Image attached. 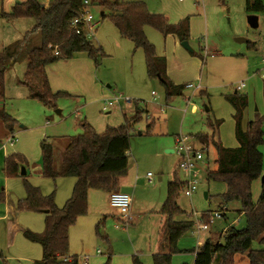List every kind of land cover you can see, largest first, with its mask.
<instances>
[{"label":"rangeland","instance_id":"rangeland-1","mask_svg":"<svg viewBox=\"0 0 264 264\" xmlns=\"http://www.w3.org/2000/svg\"><path fill=\"white\" fill-rule=\"evenodd\" d=\"M123 1L143 3L151 14L163 16L169 25L174 26L185 18H190L191 38L188 45L191 51L183 49L181 44H178V40L174 44L173 39L164 38L153 28L145 27V31L148 32L147 39L155 47L157 56L166 58L170 63L173 79L168 75L167 77L175 85L179 84L176 81L178 80L185 86L188 84L199 86V89L185 90L183 97L167 99L159 81L149 79L147 76L144 52L140 49L136 50L130 41L121 36L110 19L113 14L110 10L90 2L88 11L93 17L92 23L96 26L93 36L85 34V37L87 42L94 45L96 49L100 48L99 66L96 68L94 66L97 72L96 79L109 97H104L101 102L94 104L96 101L94 93L87 91V94L72 96L70 93L74 92L71 89H68V92L62 90L55 92L50 86L54 94L64 93L67 97L55 103L56 109L45 108L40 102L30 100L29 92L17 84L26 70V59L22 57L25 50L37 46L41 36L38 32H33L35 23L32 20H18L11 23L1 19L2 12L10 13L13 0H0V58L1 55L14 52L15 56L12 57L15 60L18 57L19 61L5 74V100L0 102V106L4 107L5 111L17 121L16 133L13 137L21 140L24 130L31 129L28 134H34V132L41 134L45 131L42 139L44 140L79 135L82 132L81 123L89 124L97 134H103L109 128L122 127L125 124V118L131 121L135 117L134 102H145L148 114L143 115L139 123H132L127 174L120 177L121 181L130 183L129 175L131 174L132 179L136 176V183L139 185L137 190L144 189L148 205L155 204L161 195L166 199L167 184L173 179L174 172L178 174L179 180L186 181L179 169L180 158L177 155L179 146L176 143L178 140L185 139L186 146L203 152L204 161L199 164L202 174L197 191L191 199L184 193L177 198L175 206L178 212H173L172 220L192 224L197 216V220L204 223L213 213L222 209L228 217V220L215 219L207 232L196 233L195 228L192 227L181 239L178 244L181 254L172 257V264H193L194 255L191 251L201 246L209 235L214 237L225 233L230 226L237 230L246 228L244 215H238L236 212L241 209L239 203L218 208L217 197L226 192V186L206 182V174L217 170L216 151L212 145L207 147L208 151H204L205 147H202L195 137L206 135L219 140L224 148L238 147L233 117L235 110L226 100V96L234 95L235 92L247 97V107L241 121L243 130L247 131L249 122L260 118L263 120L261 131L264 134V82L260 72L258 73L263 68L262 59L264 58V0H262V13L253 15L257 17V29H252L248 24L246 0ZM17 2L21 1L17 0ZM237 39L247 42L240 44L236 42ZM57 82H59L58 79ZM7 85L9 88L6 93ZM240 85H244V88L238 91L237 87ZM114 96H122L132 102L126 104L120 101L115 109L104 111V102ZM152 120H155V123L151 135L150 131L148 135L146 132ZM216 120L221 122L218 129L213 127ZM73 126L77 127L78 133H69ZM28 134L22 138L21 146L24 154L28 158L31 156L29 160L31 173V171L40 170V147L39 157L31 155L33 146ZM8 138L0 142V150L3 149L2 143ZM11 149L9 147L3 150ZM168 151H173L174 154ZM260 151L263 155L264 170V145L261 146ZM3 153V151L0 152V163ZM20 155L25 157L22 153ZM148 173L152 175V183L146 179ZM159 177H163L161 183H158ZM8 180L10 188L7 189L2 184L0 193L2 194L5 190L4 197L7 198L9 193L11 200L15 202L19 197L20 200L25 198L27 184L39 188L46 196L56 193L53 191V180L37 177L32 173L27 176V184L24 177ZM69 181L68 179L57 180L58 185H61L60 193L64 192V183ZM132 185L135 188V180ZM261 189L260 179L252 186L253 203L259 201ZM97 192L92 210H100L104 216L112 215L114 219L110 217L105 224H101L98 232L96 226L100 219L91 216L90 212L86 222L84 219H77L75 225L70 228V240H72L69 243L70 256L87 254L92 257L97 250L101 251V256H107L109 247L115 239L119 240L123 250L130 249L128 243L130 240L133 245L136 243L142 247L144 256L140 258L141 262L152 264V255L148 254L147 247L149 239L154 235L157 236L160 221H162L159 212L165 199L157 213L141 219L139 223L132 218L130 222L132 224L125 227L118 223L120 216H117L110 208L106 193ZM54 196L56 199V195ZM5 205L4 201L0 200V216L3 215ZM135 207L139 209L134 203V209L131 210L130 207L131 215L134 214ZM204 212L211 213L204 216L202 215ZM44 221L45 215L42 213L19 211L15 218V225H12L13 230L10 232L9 220L1 219L0 264H5V261L7 264H32L35 261H41L43 259L41 246L27 240L21 230L42 233L45 228ZM234 264H249L247 255H236Z\"/></svg>","mask_w":264,"mask_h":264},{"label":"trees","instance_id":"trees-1","mask_svg":"<svg viewBox=\"0 0 264 264\" xmlns=\"http://www.w3.org/2000/svg\"><path fill=\"white\" fill-rule=\"evenodd\" d=\"M47 8L40 0H24L16 3L10 13H1V19L7 22L32 20L35 23L33 32H38L39 44L25 50L22 56L26 59V70L17 84L29 92L30 100L40 102L45 108L56 109L55 103L66 98L64 93L54 94L51 91L46 69L59 62L69 61L77 55L84 54L93 61L96 67L100 62V48L87 42L85 34H77L72 28V22L79 19L84 9L85 0H53ZM97 3L99 7L110 10L111 21L119 30L121 36L130 41L145 56L146 72L149 79H156L164 88L167 99L183 97L186 86L175 85L167 77V61L157 56L156 49L145 34V27L158 31L164 38L174 37L181 43L190 40V18H185L177 25H169L161 15L151 14L141 2L128 3L123 0H87ZM245 10L248 15H258L263 11L262 0H246ZM103 15V14H102ZM81 29V28H80ZM83 32V33H82ZM56 53L58 55H56ZM15 53L1 55L0 58V102L5 100V74L19 61L12 57ZM227 102L234 108L235 138L238 147L224 148L219 140L206 135L196 136L202 147L212 145L216 151L215 165L217 170L206 174L207 183H219L226 186V192L218 196V208L239 203L238 215H244L246 228L237 230L233 227L222 234L209 237L198 249L192 250L195 255L193 264H234L235 256L245 254L249 264H264V180L257 203L252 202V186L263 179V155L260 151L264 145L261 131L263 120L256 118L249 122L247 131L241 125L243 112L247 107V97L241 94L226 96ZM132 102V101H131ZM135 117L115 129H107L103 134H97L87 123H81L82 132L68 137L46 138L40 142V171L43 178L57 181L58 179H78L82 185L73 199L63 208H58L55 194L44 195L39 188L27 184L25 198L9 206V222L15 221L17 212H38L45 215V228L42 233H33L27 229L21 232L32 243H37L43 250V259L32 264H78L77 258L71 262L65 259L69 254V230L75 225L78 217L87 212L86 194L89 190L106 194L119 191L118 179L127 174L130 151V133L132 123L142 121V116L148 114L146 103L134 102ZM0 142L15 135L17 121L10 116L5 108L0 106ZM155 120L148 126L149 135ZM221 122L216 120L213 125L218 129ZM216 133V132H214ZM142 135V134H140ZM209 148V147H208ZM61 154V158H59ZM29 166L25 157L11 154L4 159L2 174L5 179L20 177V169ZM186 184L178 179L175 172L173 179L167 185V199L162 210L164 220L159 229L158 253L152 256V264H172V257L181 254L178 244L185 234L191 230L188 222L173 221L167 214L176 200L185 191ZM220 198V199H219ZM4 194L0 200L4 201ZM79 202H82L79 205ZM174 211L178 212L177 206ZM211 212H204L206 216ZM223 220H228L224 213ZM110 219L104 216L96 226L97 232L101 224ZM127 226L131 221L118 219ZM211 233V232H210ZM7 264V261L4 262ZM104 264H111L109 258ZM132 264H143L138 258H132Z\"/></svg>","mask_w":264,"mask_h":264},{"label":"crops","instance_id":"crops-1","mask_svg":"<svg viewBox=\"0 0 264 264\" xmlns=\"http://www.w3.org/2000/svg\"><path fill=\"white\" fill-rule=\"evenodd\" d=\"M19 1H21V2H17V0H13V4L11 6V9L16 3H23L24 2V0H19ZM40 1L43 4H45V6L52 5L54 3L53 0H40ZM190 29H191V23H190ZM145 34L148 38V32L147 31H145ZM166 39H173L174 44L177 41V39L174 37H167ZM178 44H180V43L178 42ZM46 71H47V76H48L50 86H51L52 90L55 92L59 91V90L68 92V89H71L74 92V93L69 92L72 96H81V94H87V91H88L89 93L95 94L94 99L96 101L94 102V104L97 102H101L104 97H109L108 93L106 91H104V89L100 85V83L97 82V79H96V73L97 72L94 68L93 61L90 60L87 57V55L80 54V55H77L72 60L65 61L64 63H57L55 65L53 64V65L49 66L46 69ZM259 72H260V70L258 71V73ZM166 73L171 79H173L171 77L172 72H171L169 61L167 62V72ZM57 79L59 80V82H57ZM176 81L179 83L178 85L184 84V83H180L178 80H176ZM8 88H9V86L7 85L6 93L8 92ZM236 93H238V92H235V94ZM80 117H82V116H80ZM30 130L31 129H25L24 130V132L21 134V140L26 134H28L30 132ZM45 133L46 132L44 131L41 134H36V132H34V134H31V133L28 134L29 140L33 146V151L31 153V155H34L35 157H39L38 153H39L40 142L42 141ZM69 133H72V134L78 133L77 127L73 126L72 130H70ZM21 140L18 139V142H17L18 144L11 147L12 148L10 150L11 152L9 150L4 151L5 149L0 150V152L1 151L4 152L2 155V158H1L2 162L0 163V167H1L0 185H2V184L5 185L7 189L10 188V181L8 179H5V177H3V174H2V167H3L4 159L13 153H15V154H21L22 153L26 157V160L28 161V163H29V160L31 159V156L28 158L24 154L23 147L21 146ZM192 149H194V148H192ZM194 150H196V149H194ZM207 151H208V148H207ZM168 152L174 154L173 151H168ZM39 171H34V172L31 171V173L35 174L37 177H42L39 175ZM31 173L29 172V166H28V168L26 169V175L28 176V174L30 175ZM263 175H264V170H263ZM129 177H130V183L122 182L121 179L119 178L118 179V187H119V191L121 188H125V189L130 190L129 195L131 197V210H132V208L134 209V203H135V206L138 205V208H139V209H136V207H135V212L133 215H131V217L133 219L135 218L136 223H139V221L141 219H145L146 217H150L152 214L157 213L161 207V203H162L163 199H165V198H163L161 195L155 204L148 205L146 197L144 196V192H143L144 189H143V191L137 190V188L139 186L136 183L137 177L135 176V179H132L131 174L129 175ZM18 178H22V176H20ZM68 180H70V181L68 183H64V192H61V193L59 191V188L61 185H58L57 181H53V184H54L53 191H56V193L54 192L56 195L55 201H56L58 208H60V209H63L73 199L77 190H79V188L82 185L81 180L73 179V178H68ZM134 180H135V188L132 185ZM162 180H163V177H159L158 183H161ZM262 180L263 179H261V181ZM56 185H58V190H56ZM256 189L258 190V185H257ZM3 191H4L3 193H5V190H3ZM97 193L98 192L95 190H89L87 192V194H86L87 212L84 216L78 217V220L84 219V221L86 222L88 212H90L91 216L97 217L98 220L101 219L102 217H104L102 211L92 210V204H93V201H95V199H96ZM7 194H8L7 198L4 199V203L6 205L3 207V215L0 216V220L1 219L2 220H9V217H8L9 206L10 205L14 206L17 203V201L20 200V197H19V198H17V201L15 202L13 199L11 200L9 193H7ZM106 195L109 198V194H106ZM165 197L167 199V190H166ZM166 199H165V202H166ZM12 201H14V202H12ZM108 201H109V199H108ZM165 202L162 206L161 211L159 212V214L162 216V221H160L159 229H160L161 224L164 220L162 210L165 207ZM81 204H82V202H79V205H81ZM113 211L116 213L117 216H119V214L115 210H113ZM130 214H131V212H130ZM168 214H169V210H168ZM172 214H169V215H172ZM108 216L113 217V219H114V216H112V215H108ZM132 218H131V221H132ZM118 223H121V222L118 220ZM131 224L132 223H129L127 225H131ZM12 225L13 226L15 225V221H14V223L13 222L8 223L10 232L13 230ZM159 229L157 231V236L154 235L153 238L149 239L147 249H148V254L152 255V256H153V254L155 255L157 250H159V248H158V245H159ZM71 241L72 240H70V230H69V243ZM151 242L153 243V248H152ZM128 243H129L130 249L123 250L122 247L120 246L119 240L115 239L114 243H111V246L109 247L107 256H101L102 255L101 251L97 250L96 254L92 257H90L87 254H80L79 256H75V255L70 256V254H68V257H70V258L74 257V258H77L79 260H82V258L87 257L90 260L88 264H104L109 258L111 259V264H132V258L135 257V258H138L140 260V258H142L144 256V251L142 250V247L138 246L136 243H135V245H133V242L130 240H128ZM132 245H133V247H132ZM69 246H70V244H69ZM199 247L200 246H198L197 248H199ZM152 250H153V252H152ZM152 256H151V258H152ZM194 260H195V255H194Z\"/></svg>","mask_w":264,"mask_h":264},{"label":"built area","instance_id":"built-area-1","mask_svg":"<svg viewBox=\"0 0 264 264\" xmlns=\"http://www.w3.org/2000/svg\"><path fill=\"white\" fill-rule=\"evenodd\" d=\"M183 1V0H179ZM89 1H84V9L82 11V14L79 19L72 22V28L76 30L77 34H81V31L84 32V34H89L90 36H93L95 24L92 23L93 17L88 11L89 8ZM81 28V29H80ZM82 32V33H83ZM56 55H58L56 53ZM262 70H260V77L262 81L264 82V58L262 59ZM244 88V85H240L237 87V90L240 91ZM197 90L199 89V86H194L192 84L186 85V90ZM120 101H123L126 104H131V100L127 98H123L122 96H114L111 99H108L104 102L103 110L107 111L109 109H115L119 106ZM16 137H9L4 143H2V148H9L13 147L17 143ZM177 144L179 146L177 155L180 158L179 162V169L186 178V181L184 182L186 184L185 191L183 192L184 195L191 199L193 195L197 191V186L200 183V177H201V169L199 167V164L204 161L203 152L200 150H194L189 146H186V140L181 139L177 141ZM204 151H207V148H204ZM147 180L149 183L152 182V175L150 173L147 174ZM109 206L113 210H115L120 218L125 221L129 222L131 221V214H130V207H131V197L129 194L121 193L120 191L114 192L109 195ZM223 209L213 213L208 221L202 223L201 221L197 220V216L193 219L192 227L195 228L196 233L201 232H207L210 229V226L214 223L215 219H223L224 215ZM66 262H71V258L65 259ZM89 259L87 257L82 258V260L78 259V264H88Z\"/></svg>","mask_w":264,"mask_h":264},{"label":"water","instance_id":"water-1","mask_svg":"<svg viewBox=\"0 0 264 264\" xmlns=\"http://www.w3.org/2000/svg\"><path fill=\"white\" fill-rule=\"evenodd\" d=\"M53 5V4H52ZM52 5H48L47 8H50ZM248 24L249 26L252 28V29H257L258 27V21H257V17L253 16V15H249L248 17ZM237 43H246L247 41L246 40H243V39H237L236 40ZM181 47L187 51H191L188 43H181ZM207 111V110H206ZM59 113V111L57 112ZM26 175V169L25 167H22L20 169V176L24 177ZM263 180H264V177H263ZM120 192L121 193H126V194H129L130 193V190L128 189H125V188H121L120 189ZM174 208L175 206H172L171 209L169 210V214H172L174 212Z\"/></svg>","mask_w":264,"mask_h":264}]
</instances>
